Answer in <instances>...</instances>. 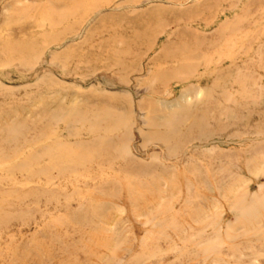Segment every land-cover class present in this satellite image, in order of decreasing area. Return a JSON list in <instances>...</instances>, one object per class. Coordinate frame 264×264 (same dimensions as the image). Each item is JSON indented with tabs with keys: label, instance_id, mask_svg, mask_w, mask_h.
<instances>
[{
	"label": "rangeland",
	"instance_id": "374dc122",
	"mask_svg": "<svg viewBox=\"0 0 264 264\" xmlns=\"http://www.w3.org/2000/svg\"><path fill=\"white\" fill-rule=\"evenodd\" d=\"M0 264H264V0H0Z\"/></svg>",
	"mask_w": 264,
	"mask_h": 264
}]
</instances>
